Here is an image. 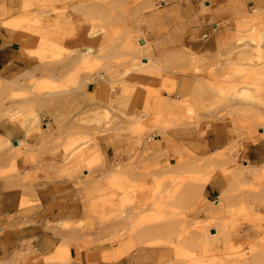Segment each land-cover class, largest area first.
Wrapping results in <instances>:
<instances>
[{
	"label": "rangeland",
	"instance_id": "obj_1",
	"mask_svg": "<svg viewBox=\"0 0 264 264\" xmlns=\"http://www.w3.org/2000/svg\"><path fill=\"white\" fill-rule=\"evenodd\" d=\"M225 3L234 14L220 15ZM0 26L52 40L41 70L0 81V180L23 190L22 209L39 203L37 189L62 206L44 225L60 238L57 256L27 244L17 261L74 264V248L96 263L264 264V164L243 158L244 143L264 138L260 11L237 0H0ZM75 27L93 51L63 45ZM158 44L174 48L164 61ZM95 80L105 95L144 93L142 111L95 112L92 135L63 141L44 118ZM209 130L224 136L219 148L191 147ZM103 134L120 146L113 158L99 152ZM19 159L33 170L23 174Z\"/></svg>",
	"mask_w": 264,
	"mask_h": 264
},
{
	"label": "crops",
	"instance_id": "obj_2",
	"mask_svg": "<svg viewBox=\"0 0 264 264\" xmlns=\"http://www.w3.org/2000/svg\"><path fill=\"white\" fill-rule=\"evenodd\" d=\"M241 9L252 8L258 10L264 15V0H237ZM13 5V10H17L19 4L17 1ZM229 3V2H228ZM226 9H220L221 14L225 15L233 12ZM77 18V16H73ZM214 18L217 15L213 16ZM213 29L216 27L212 24ZM207 40L203 47L208 52L215 53L217 50V42L214 33H210L208 28ZM216 31V30H214ZM39 43L37 37L32 38L29 33L23 30H13L0 26V81H12L21 76L29 75L33 72L41 70L39 56L32 54L29 50H34ZM95 39L89 36L88 29L74 28L71 35L63 41V45L69 50H87L93 51ZM158 53L156 57L162 61L168 55V52L173 51V47L168 44H158ZM145 61V60H144ZM74 66V65H73ZM64 74V72H63ZM134 84L139 81L134 80ZM103 83L88 81L82 84L78 89L72 90L69 100L65 96L61 97L58 103L55 102V110L52 115H47L44 118L48 122L46 126L56 132V136H60L63 141L68 136L74 137L77 134L92 135L95 128L92 124H88L93 119L95 112L112 110H125L127 107H134L136 113L141 112L145 104V94L141 93L137 96L129 93L126 95L120 88L116 91L109 92L105 95L101 91ZM163 97H166L163 95ZM109 100V102H108ZM85 120L83 124L81 121ZM47 128V127H46ZM2 129V127H1ZM102 129V128H101ZM224 136L218 134L216 130H209L205 133L201 140L191 142V147H198L200 153H206L212 148L218 147ZM109 135H101L97 141L99 152L107 159L113 158L115 152L120 148L119 144H111ZM159 141V139L155 140ZM27 144L35 147L39 141H26ZM243 158L252 165L264 164V138L257 139L256 142L244 143ZM220 149H215L218 151ZM23 168V174L33 170L29 164H25L23 159L17 160V165ZM12 180H0V264H24L22 259L17 261L18 255L24 253L27 244H29L34 254L42 258H49L52 254L57 256L60 238L45 229L46 211L61 209V204L57 202H46V192L37 189L36 197L38 204L32 207L22 209L20 203L24 197V192L19 187L10 186ZM207 196L214 194L216 189L212 184L205 186ZM34 199V197H32ZM57 250L55 251V249ZM70 257L75 260L74 264H90L88 254L81 251L79 255L74 248L69 250ZM95 264H120V261L102 262L98 261Z\"/></svg>",
	"mask_w": 264,
	"mask_h": 264
},
{
	"label": "bare ground",
	"instance_id": "obj_3",
	"mask_svg": "<svg viewBox=\"0 0 264 264\" xmlns=\"http://www.w3.org/2000/svg\"><path fill=\"white\" fill-rule=\"evenodd\" d=\"M34 33V35L33 34H30L31 35V37L32 38H35L36 37V34L37 35H39L40 37H41V40L39 41V43H38V45H37V47L33 50H31V51H29L30 53H33V54H35V55H37V56H39V58H41L42 59V57H43V55H44V53L45 52H47L48 50H47V46H51V43H50V41H52V40H50V35L48 36L47 35V33L46 32H44V31H42V29H40L39 31H35V32H33ZM39 39V38H38ZM52 39H54V38H52ZM55 41V40H54ZM53 41V42H54ZM142 42V41H141ZM143 44V43H142ZM49 46V47H50ZM48 47V48H49ZM42 56V57H41ZM45 58V57H44ZM43 58V59H44ZM40 59V60H41ZM256 70H254L253 72H255ZM2 97V96H1ZM4 98V97H3ZM5 99H6V97H5ZM4 103V102H3ZM156 138V137H155ZM116 176V175H115ZM114 176V177H115ZM117 177H118V175H117ZM116 177V178H117ZM113 179V178H112ZM118 179V178H117ZM121 179V178H120ZM116 180V179H115ZM112 181H114V180H112ZM119 181V180H118ZM113 183H116V182H113ZM116 185V184H115ZM119 185V184H118ZM185 232V231H184ZM183 233V232H182ZM184 234V233H183ZM184 236V235H183ZM182 237V236H181ZM188 241V240H187ZM194 241V240H193ZM191 242V241H190ZM90 258V257H89ZM96 263V261L93 259V258H91L90 259V264H95Z\"/></svg>",
	"mask_w": 264,
	"mask_h": 264
},
{
	"label": "water",
	"instance_id": "obj_4",
	"mask_svg": "<svg viewBox=\"0 0 264 264\" xmlns=\"http://www.w3.org/2000/svg\"><path fill=\"white\" fill-rule=\"evenodd\" d=\"M143 42H140V44H142ZM14 144L16 145V142H14Z\"/></svg>",
	"mask_w": 264,
	"mask_h": 264
}]
</instances>
